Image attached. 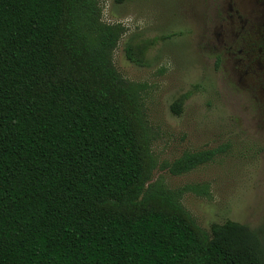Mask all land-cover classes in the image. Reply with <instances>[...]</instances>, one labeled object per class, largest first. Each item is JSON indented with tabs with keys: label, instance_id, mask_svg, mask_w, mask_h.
I'll use <instances>...</instances> for the list:
<instances>
[{
	"label": "trees",
	"instance_id": "obj_1",
	"mask_svg": "<svg viewBox=\"0 0 264 264\" xmlns=\"http://www.w3.org/2000/svg\"><path fill=\"white\" fill-rule=\"evenodd\" d=\"M122 30L100 22L97 0H0V264H264L256 231L203 229L179 190L150 182L139 90L109 60Z\"/></svg>",
	"mask_w": 264,
	"mask_h": 264
},
{
	"label": "rangeland",
	"instance_id": "obj_2",
	"mask_svg": "<svg viewBox=\"0 0 264 264\" xmlns=\"http://www.w3.org/2000/svg\"><path fill=\"white\" fill-rule=\"evenodd\" d=\"M210 2L97 0L100 22L123 29L109 60L120 80L139 90L153 135L150 182L179 190L180 204L203 229L233 220L256 231L264 246V67L254 60L248 68L228 53L214 20L226 0L209 11ZM138 45L146 46L140 63L125 53ZM208 149L216 151L208 161L169 172L184 153Z\"/></svg>",
	"mask_w": 264,
	"mask_h": 264
},
{
	"label": "flooded vegetation",
	"instance_id": "obj_3",
	"mask_svg": "<svg viewBox=\"0 0 264 264\" xmlns=\"http://www.w3.org/2000/svg\"><path fill=\"white\" fill-rule=\"evenodd\" d=\"M214 2L215 0H211L207 6L209 11ZM226 4L224 10L220 8L224 14L214 13V20L223 34V44L228 53L231 56H239L237 62L247 63L248 68L254 60L261 61L264 67V0H257L254 6L245 5L243 0H226ZM215 10L218 9L215 7ZM256 29L257 34H254ZM237 46L241 48L235 51Z\"/></svg>",
	"mask_w": 264,
	"mask_h": 264
}]
</instances>
